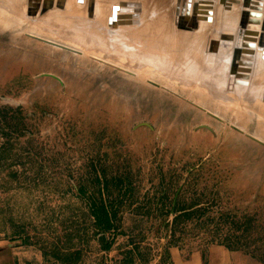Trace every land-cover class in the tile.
Instances as JSON below:
<instances>
[{"label": "rangeland", "instance_id": "rangeland-1", "mask_svg": "<svg viewBox=\"0 0 264 264\" xmlns=\"http://www.w3.org/2000/svg\"><path fill=\"white\" fill-rule=\"evenodd\" d=\"M224 1L211 29L198 8L180 26L202 40L198 69L216 64L197 81L164 65L175 63L159 35L129 32L138 49L117 58L112 44L96 53L87 35L42 24L64 3L0 0L1 239L38 249L43 264H165L170 248L209 245L264 264V123L247 108L264 107V76L249 72L260 49L243 61L251 7ZM119 8L116 33L141 24ZM95 206L110 231L94 227Z\"/></svg>", "mask_w": 264, "mask_h": 264}, {"label": "bare ground", "instance_id": "bare-ground-1", "mask_svg": "<svg viewBox=\"0 0 264 264\" xmlns=\"http://www.w3.org/2000/svg\"><path fill=\"white\" fill-rule=\"evenodd\" d=\"M3 1L6 4H8V0H3ZM198 1L199 0H94V1L93 0H29V5H30L29 10H31V7L37 9L40 7L48 8V5L51 4L52 2H57L61 4L64 3L63 10H60L57 7H55V9L52 11H45L48 12V14L44 19H41L42 24L48 27L51 26V28H55L60 31H64L67 33L69 32L73 35L79 34L82 37H84V35H87L89 37L91 44L94 46L93 50L96 53L97 51L101 50L102 45L107 47L108 45L112 44L116 46L113 52H116L115 57L117 58H124L125 52L126 53L130 52L129 54L132 56L133 54H135L134 52L135 49L136 48L138 49L137 45L131 44L133 43L134 40L126 39L127 34L129 32L139 34L138 31H140L141 33L148 32L149 35H159V38L162 41L166 42L165 46L167 48V53L170 55V60L175 63V65H173L169 60H165L164 65L172 66L176 69L178 68L177 69L178 71L181 70L180 74L178 75L181 78V80L184 79V75H183L184 72L190 73L193 76L192 77L193 80L194 78L196 79L197 77L199 78L200 77L199 73L203 71L205 72L204 73L205 79L210 76L208 70L216 71V73L218 72L216 68V64H213L211 68L207 66V69L204 70L203 68L200 70L198 69V64H201V62L199 61L201 51L202 52L204 51L202 40L200 39L199 36L198 37L194 36L195 38L194 41H190L186 39L187 36L185 35V33L182 34V28H180V26L181 27L188 25L191 26L197 21V20L195 21L196 17L193 18V15L195 14L197 8L199 10V6H197ZM208 1H213L214 3L212 9V22L210 23L211 26L209 27V29H211L212 26H215L216 17H219L218 10H216V13L214 12L215 5L221 2V0H208ZM182 2L184 3L183 4L184 6L182 7V16H180L179 10ZM239 2L241 3V0H238V3ZM244 2L247 4V7L249 8L251 7L250 8L251 11L249 12L254 11L261 13V17L259 18V24H254L252 26L251 32L254 38L251 37L252 40H250L249 34L248 33L246 34V37L248 38V40H246L247 42L246 48L243 47L242 48L243 52L241 51V54L243 56L242 59L246 63V56L248 55L249 57L250 51L256 50V46L258 45L257 43L261 42V44L258 46H262L264 42V0H244ZM92 3L94 7L93 8L94 16L93 19L91 20L90 18L87 17V14H89L88 12L90 6L92 7ZM188 3H190V7L188 9L187 14L185 15V7L186 4ZM225 4L226 3L224 1V5ZM119 7L121 8V13H120V17L118 18L122 19L123 13L125 11H128L129 13H132V17L133 19H135V23H136V19H138V17L140 16L139 20L141 24L140 25L136 24L135 26L132 25V27L125 29L123 33H116V31L112 29V27H114V22L116 20L115 11L118 10ZM255 7H259V8L256 9ZM26 10L27 9L25 8V11ZM219 10H221V12L223 13L226 11V9H219ZM221 21L222 23L220 24V27H225L227 24V20L225 21L224 18H221ZM78 22H81L82 24L86 25L85 29L82 30V28L76 26ZM204 22L205 21H203V23ZM203 23L201 24V26H203ZM120 25L122 26L120 28H123L122 22L120 23ZM141 25L142 27H140ZM201 26L199 25L200 30H201ZM226 27L229 29L228 26ZM86 32H89V35L86 34ZM221 32L223 34H226L222 30ZM160 45L156 44L155 47L152 46V48H158L160 50H164L162 47L163 45L161 46ZM101 51L106 52L103 50ZM172 53L175 55H173ZM106 55H109V57H111V55L108 52L106 53ZM222 56L224 57V55ZM175 57H177L178 60H176ZM262 57H263L262 48L260 47L258 53V59L256 60V57H254L255 59L249 62L251 67L249 72L254 69L253 72L251 73L253 79L261 80L260 77L264 76V68L258 67L262 63L264 65V60H262ZM190 60L193 61L191 64H188ZM170 72L171 74L175 73L172 71ZM204 77H200V79L201 78L203 79ZM251 82L252 84L255 83L254 80H251ZM263 94L264 93L261 92V95ZM262 104L263 103H260L259 105V103H256L255 100L252 101L248 99L247 108L249 114L251 115L250 119L252 118L253 115L254 116L256 115L255 113L257 111L258 115H256V117L260 118L264 123V110L262 111L264 107L262 106Z\"/></svg>", "mask_w": 264, "mask_h": 264}, {"label": "crops", "instance_id": "crops-1", "mask_svg": "<svg viewBox=\"0 0 264 264\" xmlns=\"http://www.w3.org/2000/svg\"><path fill=\"white\" fill-rule=\"evenodd\" d=\"M165 264H247L220 245H209L201 250L183 252L170 248ZM42 253L26 246L21 239L0 238V264H43Z\"/></svg>", "mask_w": 264, "mask_h": 264}, {"label": "water", "instance_id": "water-1", "mask_svg": "<svg viewBox=\"0 0 264 264\" xmlns=\"http://www.w3.org/2000/svg\"><path fill=\"white\" fill-rule=\"evenodd\" d=\"M213 5H214L213 1H208V0L207 1L199 0L197 2V6H199L198 11L201 13V15L198 16L199 20L209 22V23L212 22ZM189 7H190V3L186 4L185 15L187 14ZM91 9L92 8H90V12L92 11ZM116 11H119V10H116ZM247 16H248V19H247L248 24H250V23L259 24V18L261 17L260 12H249ZM243 25H244V23L241 26L243 27ZM192 26H194V25L192 24ZM257 44L260 45L261 42L257 43ZM222 47H225V46H222ZM222 47L220 48V50H222V52L224 53V51H223L224 49ZM258 47H259V49H260V47L262 48V55H264V42H263L262 46H258ZM263 57H262V60H264ZM243 66H245V64H243Z\"/></svg>", "mask_w": 264, "mask_h": 264}, {"label": "trees", "instance_id": "trees-1", "mask_svg": "<svg viewBox=\"0 0 264 264\" xmlns=\"http://www.w3.org/2000/svg\"><path fill=\"white\" fill-rule=\"evenodd\" d=\"M195 212L191 211L190 213ZM90 214L94 220V227H96L100 232L110 231L112 229L111 217L103 206H95L91 209ZM65 264H68L64 261Z\"/></svg>", "mask_w": 264, "mask_h": 264}]
</instances>
